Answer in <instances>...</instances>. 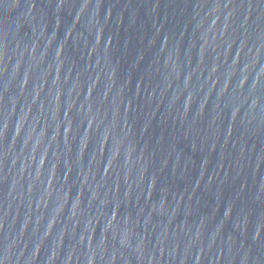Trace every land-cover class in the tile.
Here are the masks:
<instances>
[{"label": "water", "instance_id": "obj_1", "mask_svg": "<svg viewBox=\"0 0 264 264\" xmlns=\"http://www.w3.org/2000/svg\"><path fill=\"white\" fill-rule=\"evenodd\" d=\"M0 264H264V0H0Z\"/></svg>", "mask_w": 264, "mask_h": 264}]
</instances>
